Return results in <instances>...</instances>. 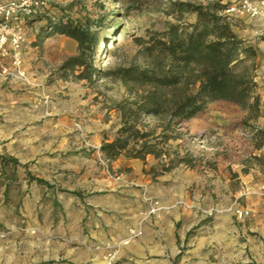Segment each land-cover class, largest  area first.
<instances>
[{
	"label": "rangeland",
	"instance_id": "1",
	"mask_svg": "<svg viewBox=\"0 0 264 264\" xmlns=\"http://www.w3.org/2000/svg\"><path fill=\"white\" fill-rule=\"evenodd\" d=\"M39 1L38 14L24 22L23 56L32 84L0 75V264H104L110 251L117 253L114 264H264V0ZM209 2L226 5L233 31L257 50L254 60L235 71L255 75L259 108L209 103L169 143L170 159L178 152L186 162L163 175L154 156L138 166L115 165L102 146L116 138L117 104L140 90L116 77L121 68L141 65L136 38L196 23L198 15L181 5ZM254 9L259 13L253 15ZM59 21L96 34L89 62L99 78L83 80L82 69L61 68L78 55L79 43L56 32ZM238 28L254 36L241 37ZM141 123L162 133L153 117ZM115 185L140 190L125 206L131 213L119 231L108 222L116 214ZM92 191L106 201L83 214V196ZM152 206L162 210L143 222V235L122 243ZM174 211L191 215L183 214L188 219L178 225L189 231L184 240L176 232L172 244L162 241V255L159 223ZM242 211L249 215L242 217ZM90 217L102 223L91 225ZM224 221L233 229L228 237L217 227L203 231L195 224ZM102 227L108 233L104 243L92 237Z\"/></svg>",
	"mask_w": 264,
	"mask_h": 264
},
{
	"label": "trees",
	"instance_id": "2",
	"mask_svg": "<svg viewBox=\"0 0 264 264\" xmlns=\"http://www.w3.org/2000/svg\"><path fill=\"white\" fill-rule=\"evenodd\" d=\"M180 8L197 14V22L172 25L167 31L136 38L141 46V65L121 68L116 73L118 81L137 85L140 90L117 104L121 124L115 140L102 146V152L113 161L125 156L146 162L154 156L163 168L160 175L186 162L178 152L170 159L169 143L179 139L180 127L209 103L225 100L243 108H259L255 75L235 71V66L254 60L257 50L233 31L230 18L224 14L226 5L209 2ZM54 29L79 43L78 55L70 57L61 68L82 69L83 80L99 78L100 70L89 62L90 54L95 53L96 34L74 21H59ZM252 67L254 71V63ZM109 74L107 70L105 75ZM152 117L162 133L150 129L149 123H141V119ZM8 162L18 164L16 159Z\"/></svg>",
	"mask_w": 264,
	"mask_h": 264
},
{
	"label": "built area",
	"instance_id": "3",
	"mask_svg": "<svg viewBox=\"0 0 264 264\" xmlns=\"http://www.w3.org/2000/svg\"><path fill=\"white\" fill-rule=\"evenodd\" d=\"M41 4H44L41 2ZM39 0H13L8 3L0 2V75L8 78L14 77L28 85L32 82L25 68L23 48L26 42L25 21L38 14ZM259 11L254 9L253 15ZM162 210L161 207L152 206L141 213L143 220L138 227L130 228L128 235L122 240L125 245L143 235L142 224L150 217H154ZM213 215V210L209 211ZM242 217L249 212H240ZM109 249L111 247L109 246ZM117 253L110 251L104 264H114Z\"/></svg>",
	"mask_w": 264,
	"mask_h": 264
},
{
	"label": "crops",
	"instance_id": "4",
	"mask_svg": "<svg viewBox=\"0 0 264 264\" xmlns=\"http://www.w3.org/2000/svg\"><path fill=\"white\" fill-rule=\"evenodd\" d=\"M1 2V0H0ZM238 34H240L241 37H245V38H251L252 36H254L253 32H249L248 30H240L238 28ZM3 80H5V78L1 77ZM260 92V91H259ZM125 157V156H124ZM115 165L117 166H138L139 165V160L138 159H128V158H118L117 160L112 161ZM190 174V177L192 178V180H195L197 175L194 172H183V174L181 176L187 177ZM116 188H119V190L114 194L115 197L117 198L116 203H115V217L114 219H108V222L110 220V222L113 223V227L116 231L122 230L123 226H124V220L126 219V215L128 213H131L130 210L126 209L125 206H127L131 199H133V196L138 195V191L137 189H126L128 187L123 186V185H115ZM94 191H92L89 196H83V214L86 213V209H90L89 207H93V208H98V206L102 205L106 199L104 198V196L101 195H94L93 194ZM132 196V197H131ZM100 208V207H99ZM186 214V216H191L188 213H183ZM183 214H180L179 212H172L170 213V215H164L163 219L160 220V225H159V230H158V235L159 236V241L161 243V253L162 255H164L165 253V248L162 246V241H166L167 243L169 242L170 244L173 243V240L171 239V236H173L174 233L177 232V234L179 235L181 240H184L186 238L187 232L189 231V227H185V228H181V230H178V225L181 222L182 219H188V217L183 216ZM129 215V214H128ZM91 225H96L98 226L99 223H102L101 220H96L90 217V222ZM195 224H199L202 228V230H206L210 229V226L212 227H217L220 231L223 233V235H225V237L227 235H229L230 233L232 234L233 229L231 228V225L229 223V221H224L223 223H210V224H203V223H199V222H195ZM114 230V231H115ZM203 230V231H204ZM123 232V231H121ZM95 236V237H94ZM175 236V235H174ZM92 237L96 238L97 240L101 241L102 243H104L105 241L108 240V233H106L104 231V228H100L97 231H93V235ZM228 237V236H227ZM170 238V239H169ZM172 242V243H171ZM158 264H168V262L166 260H160V262Z\"/></svg>",
	"mask_w": 264,
	"mask_h": 264
},
{
	"label": "bare ground",
	"instance_id": "5",
	"mask_svg": "<svg viewBox=\"0 0 264 264\" xmlns=\"http://www.w3.org/2000/svg\"><path fill=\"white\" fill-rule=\"evenodd\" d=\"M114 46L113 45H110V49H112Z\"/></svg>",
	"mask_w": 264,
	"mask_h": 264
}]
</instances>
